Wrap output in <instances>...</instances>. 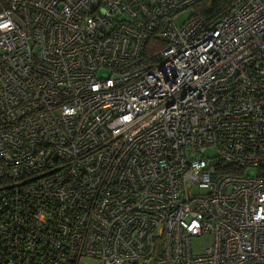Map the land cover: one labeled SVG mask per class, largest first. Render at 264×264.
I'll return each mask as SVG.
<instances>
[{"label": "built area", "instance_id": "1", "mask_svg": "<svg viewBox=\"0 0 264 264\" xmlns=\"http://www.w3.org/2000/svg\"><path fill=\"white\" fill-rule=\"evenodd\" d=\"M198 1L0 10V264L264 262V0Z\"/></svg>", "mask_w": 264, "mask_h": 264}, {"label": "trees", "instance_id": "2", "mask_svg": "<svg viewBox=\"0 0 264 264\" xmlns=\"http://www.w3.org/2000/svg\"><path fill=\"white\" fill-rule=\"evenodd\" d=\"M238 1L239 0H199L192 7L193 15L201 17L207 26H211L221 17L225 16L233 4ZM7 2L8 0H0V10L5 8ZM73 264H77V262L74 261Z\"/></svg>", "mask_w": 264, "mask_h": 264}, {"label": "rangeland", "instance_id": "3", "mask_svg": "<svg viewBox=\"0 0 264 264\" xmlns=\"http://www.w3.org/2000/svg\"><path fill=\"white\" fill-rule=\"evenodd\" d=\"M192 13H193V8H188L186 10H183L178 15V18L176 20L177 24L180 25L183 22H185ZM208 243H210V240L208 238H202L200 240H197L195 249L200 248L201 245H205ZM79 264H100V263L96 259L84 256L81 258ZM243 264H264V262H247Z\"/></svg>", "mask_w": 264, "mask_h": 264}]
</instances>
